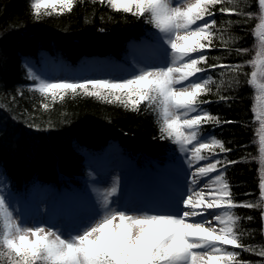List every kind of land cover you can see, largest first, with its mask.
<instances>
[{
	"label": "snow or ice",
	"instance_id": "1",
	"mask_svg": "<svg viewBox=\"0 0 264 264\" xmlns=\"http://www.w3.org/2000/svg\"><path fill=\"white\" fill-rule=\"evenodd\" d=\"M85 2L144 18L162 34L161 40L167 45L162 59L155 66L140 68L130 78L117 79L51 81L28 67V78L36 82L30 91L44 98L41 106L45 110L78 96L132 112H140L143 105L157 115L161 138L178 145L194 170L188 173L191 179L185 190L162 209L114 207L111 197L118 192L115 182L104 195L100 209L70 230L29 226L0 195V264H242L236 249L256 250L241 243V217L233 210L260 208L264 218V171L259 184L262 203L237 204L220 170L226 164L217 158L216 151L231 149L215 137L202 134L204 125L221 123L203 108L211 103L203 97L213 92L212 85H217V94L225 85L224 80L217 82L207 75L209 69L231 73L229 88L239 85L240 75H248L243 73L245 66L255 69L246 83L259 93L256 99L261 107L256 119L260 123L259 150L264 163V0H256L258 25L254 34L259 38V50L253 60L234 65L208 63L207 53L215 47V40L227 47L239 39L224 35L239 21L228 20L227 27L217 26L216 6L221 5L220 14L256 18L244 10L251 7L250 0H29V8L33 18L40 21L46 16L71 13L77 3ZM234 50L240 55L249 51ZM3 60L0 55V62ZM17 94L22 96L23 92ZM219 98L230 99L223 95ZM233 163L236 161H227ZM226 246H232V250ZM258 255L264 257V247Z\"/></svg>",
	"mask_w": 264,
	"mask_h": 264
},
{
	"label": "trees",
	"instance_id": "2",
	"mask_svg": "<svg viewBox=\"0 0 264 264\" xmlns=\"http://www.w3.org/2000/svg\"><path fill=\"white\" fill-rule=\"evenodd\" d=\"M250 3L251 7L244 10L251 11L256 18L220 14L221 5L216 6L217 26L227 27L228 20L239 21L224 33L226 38L239 39L227 47L215 40V47L207 53L209 64H246L253 60L258 12L256 0ZM152 28L144 18L115 12L98 3H77L71 13L36 21L29 0H0V55L4 57L0 62V174L16 198H27L44 188L73 193L85 187L89 158L98 157L110 146L117 145L124 157L143 167L166 166L164 159L173 149L172 142L161 138L157 115L143 105L140 112H132L78 96L56 102L45 110L41 106L44 98L30 91L36 82L27 75L29 62L39 68V62L47 57L74 68L82 65L84 59L105 61L116 69L131 65V44L152 39ZM236 48L249 51L240 55ZM252 71V66H245L243 73L248 75H240L239 85L229 88L231 73L209 69L207 75L217 82L224 80L225 85L219 94L217 85H212L213 92L203 97L211 101L203 108L221 123L204 125L202 134L215 137L231 149L216 151L217 158L226 164L220 170L237 204L262 203L255 93L253 86L246 83ZM18 91L23 95H18ZM220 95L230 99L221 100ZM233 211L241 217V243L256 250L236 249L238 261L264 264V257L258 255L264 247L261 209L237 207ZM228 248L232 250V246Z\"/></svg>",
	"mask_w": 264,
	"mask_h": 264
},
{
	"label": "rangeland",
	"instance_id": "3",
	"mask_svg": "<svg viewBox=\"0 0 264 264\" xmlns=\"http://www.w3.org/2000/svg\"><path fill=\"white\" fill-rule=\"evenodd\" d=\"M151 31L155 43L146 40L140 45H133V49H135L133 69L121 67L114 70V66L108 62L94 61L85 64L81 70H76L55 63L52 58H46L41 62L40 71L43 73L38 71L33 62H29L27 68L30 67L42 79L51 81L60 79L74 81L84 78H130L140 68L157 65L163 57L164 50L167 49V45L163 44L161 40L162 34L154 27ZM253 49L255 58L259 50L257 36H255ZM254 93L253 109L256 115L261 105L256 99L259 93L255 88ZM256 124L259 141L260 123L257 119ZM172 146L173 149L169 152V157L164 159L165 172L157 166L155 171L147 169V166L144 169L139 168L136 160L124 157L119 147L112 146L98 157L89 158V172L88 177L85 178L86 186L83 190H76L73 196L66 191L58 192L51 188H45L35 191L27 199H22L20 196L18 199L9 189L1 174L0 195L6 197L16 216L29 226L40 225L61 230L72 229L99 210L104 195L115 182H118V192L111 197L114 207L162 209L174 201L179 192L185 190L186 182L191 179L188 173L194 170L188 166L187 154L181 152L178 145L172 143ZM203 163L205 162L202 161L201 164ZM262 171H264V163L261 162ZM211 175L214 176L215 173Z\"/></svg>",
	"mask_w": 264,
	"mask_h": 264
},
{
	"label": "water",
	"instance_id": "4",
	"mask_svg": "<svg viewBox=\"0 0 264 264\" xmlns=\"http://www.w3.org/2000/svg\"><path fill=\"white\" fill-rule=\"evenodd\" d=\"M262 234H263V237H264V218H262Z\"/></svg>",
	"mask_w": 264,
	"mask_h": 264
}]
</instances>
